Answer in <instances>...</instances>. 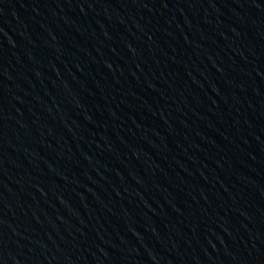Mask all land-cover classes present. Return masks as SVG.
<instances>
[{
    "label": "water",
    "instance_id": "water-1",
    "mask_svg": "<svg viewBox=\"0 0 264 264\" xmlns=\"http://www.w3.org/2000/svg\"><path fill=\"white\" fill-rule=\"evenodd\" d=\"M0 264H264V0H0Z\"/></svg>",
    "mask_w": 264,
    "mask_h": 264
}]
</instances>
